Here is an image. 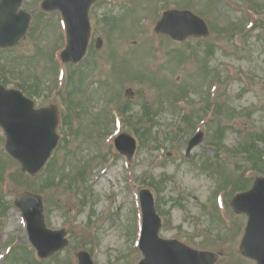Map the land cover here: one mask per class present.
Instances as JSON below:
<instances>
[{
    "label": "rangeland",
    "instance_id": "obj_1",
    "mask_svg": "<svg viewBox=\"0 0 264 264\" xmlns=\"http://www.w3.org/2000/svg\"><path fill=\"white\" fill-rule=\"evenodd\" d=\"M41 1L24 0V9L32 14L30 28L16 47L0 55V60L5 58L15 65L13 58L19 57L16 60L20 62L22 71L18 74L23 76L28 75V69L36 71L37 77L34 79L45 83L47 96V99L36 97V101L39 106H44L59 103L56 93L67 86V75L73 67L67 69V65L60 61V77L55 89L51 63H45L44 60L38 63L40 50L52 52L59 49L56 52V57H59L66 44L60 13L52 12L43 16ZM139 1V4L151 3L147 4L145 10L140 11L139 7L138 12L123 14L126 29L122 28L123 23L122 27H110L104 20L106 15L122 14L123 8L127 6L136 7ZM214 1V6H210L207 0H103L91 8L93 37L95 40L101 37L104 46L100 50L94 49L87 61L74 66L86 77L81 89L88 100L86 109L73 122L74 128L88 125L92 120L91 115L100 114L107 105L104 98L95 92H103L102 81H108L109 68V97L132 100L134 112L145 101L153 103L161 94L167 96L170 90L158 118L160 146L147 143L141 148L138 146L131 161L124 156L108 155L102 158L111 141L106 140L97 145L96 140L85 131L79 137H69L63 132V142H60L61 146L59 144L60 148L54 152L51 160L63 168L62 185L55 186L52 193L42 190L37 194L44 200L47 226L65 229L71 243L61 254L47 258L42 264H78L77 253L81 250H92L96 264H137L142 258L135 244L140 233L141 217L137 213L135 219L139 204L138 191L147 187L146 183L157 181L161 176L162 179L167 178L164 192L160 194L163 237L178 238L192 247L220 252L222 256L217 264H256L244 257L239 248L248 217L236 214L230 206L229 211L222 212L226 219L223 224L216 208V195L224 196L225 200L227 198V205H230L233 195L227 193L240 176L248 180L259 169H264V151L245 148L254 144L264 149V140L256 144L249 137L252 132L264 130V36H260L258 29L250 31L252 27L248 24L250 21L255 24L259 17L264 19V0ZM168 8L189 9L200 15L208 23L210 35L206 39L188 38L183 42H175L157 34L154 26ZM228 20L227 31L223 32ZM235 23H241L243 30L246 25L245 32L241 30L232 35L230 31L234 30L232 24ZM113 53L122 59L121 65L128 62L134 74L142 73L147 77L144 80L134 77L122 79L118 73V79H114L113 65L117 63ZM211 54V61H208ZM35 58H38L37 62ZM218 74L220 80L217 79ZM4 76L9 80L8 87L16 88L21 83L9 71ZM155 82H162V85ZM129 87L135 92L133 98L124 96ZM211 104L216 105L212 109L213 115L218 117L209 122L213 124L212 129L204 128L205 140L190 157L185 155V149L194 135L193 131L188 133L194 125L191 127L186 124V135L175 141V144L165 140L163 133L171 131L173 122L178 124L179 118L186 112L194 114L198 126L204 125L203 117L208 111L207 106L210 108ZM217 104L221 105L218 109ZM109 107L115 108V103ZM125 127V130L120 129V133L128 132L135 136L130 121L125 123ZM116 129L109 111V133L113 130V138L117 134ZM105 134L108 133H102L101 141ZM2 136L1 131L0 156L6 162L0 161V180L6 165L7 170L14 169V174L10 186L4 187V193L1 192L3 204L7 203L10 208L7 212L3 210L4 218L0 215V264H20L14 255L8 259L6 255L16 245L29 244L22 214L11 204L18 190L24 187H17L23 176L19 171L20 165L2 153L5 143ZM210 142L214 143L215 149L225 144L226 152H221L225 165L213 166L215 170L221 168L220 175L211 169L209 173L198 171L194 165L195 159L203 155L220 160L209 146ZM78 162H89L90 167L84 179L75 181L74 172L79 166ZM44 169L31 177L34 178L32 186L39 187L40 181L47 176ZM226 180L228 182H223ZM22 189L34 192L28 187ZM71 189L73 192L80 189V195L77 197ZM85 192L88 193L87 197L84 201L80 200ZM155 197L157 199L156 193ZM56 199L60 200V204L55 203ZM4 206L0 205V211ZM228 221H231L229 227ZM1 256H5L4 260ZM28 258L31 259V255L23 252L16 255V259L26 261Z\"/></svg>",
    "mask_w": 264,
    "mask_h": 264
},
{
    "label": "water",
    "instance_id": "obj_2",
    "mask_svg": "<svg viewBox=\"0 0 264 264\" xmlns=\"http://www.w3.org/2000/svg\"><path fill=\"white\" fill-rule=\"evenodd\" d=\"M95 1L43 2L45 10L58 9L64 16L69 39L68 47L63 52L64 59L79 61L84 55L90 37L89 9ZM21 2L22 0L0 2V45L15 44L27 30L30 16L23 12L16 13ZM157 31L168 33L179 40L189 35L208 33L205 23L197 16L188 11L177 10L165 12ZM33 105L32 101L25 99L19 92H6L0 87V124L8 134L7 149L32 174L43 167L58 141L55 134L58 123L55 110H34ZM126 138L130 144L129 152L123 150L119 144L118 147L131 156L135 150V140ZM141 198L144 214L141 249L145 256L141 264H214L217 261L218 256L214 253L195 251L175 240L160 238L161 219L155 211L153 196L149 190L144 189ZM16 203L28 219L31 240L41 255H48L65 245L63 233L46 230L40 197L25 193L17 198ZM234 206L237 211H245L251 215L242 245L244 254L264 264V179H259L252 191L239 195ZM82 264L90 263L83 258Z\"/></svg>",
    "mask_w": 264,
    "mask_h": 264
},
{
    "label": "trees",
    "instance_id": "obj_3",
    "mask_svg": "<svg viewBox=\"0 0 264 264\" xmlns=\"http://www.w3.org/2000/svg\"><path fill=\"white\" fill-rule=\"evenodd\" d=\"M119 20L122 21L123 19H119ZM109 21H110L112 27L118 25V19H116V18H113V19H111V20H109Z\"/></svg>",
    "mask_w": 264,
    "mask_h": 264
}]
</instances>
